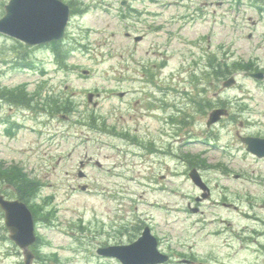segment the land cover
<instances>
[{"label": "rangeland", "instance_id": "374dc122", "mask_svg": "<svg viewBox=\"0 0 264 264\" xmlns=\"http://www.w3.org/2000/svg\"><path fill=\"white\" fill-rule=\"evenodd\" d=\"M62 1L78 8L61 46L64 65L49 48L0 34V87L32 95L12 111L0 103V166L21 167L37 185L29 205L52 215L46 223L33 216V264H116L100 259L98 245L128 242L144 226L163 250L195 264H264V158L240 140L264 138V80L232 65L226 77L236 83L223 90V78L210 75L217 62L264 74V0ZM205 97L228 112L210 130L193 101ZM177 108L176 129L167 120ZM6 117L23 129L8 137ZM85 155L92 161L79 179ZM190 157L209 166L199 171L206 200L196 202ZM0 264H23L1 211Z\"/></svg>", "mask_w": 264, "mask_h": 264}, {"label": "water", "instance_id": "95a60500", "mask_svg": "<svg viewBox=\"0 0 264 264\" xmlns=\"http://www.w3.org/2000/svg\"><path fill=\"white\" fill-rule=\"evenodd\" d=\"M4 10L5 14L0 19V33L27 46L42 45L64 37L69 8L59 0H9ZM252 77L261 80L264 76L258 73L252 74ZM234 83L235 80L230 78L223 86L229 87ZM91 98L92 95H89V100ZM225 114L226 112L220 109L212 111L208 125L216 123ZM241 141L246 144L248 152L257 157H264V139L244 137ZM79 176H82L81 172ZM190 178L203 192L208 191L195 170L190 173ZM0 207L4 211L9 239L22 251L23 264H32L34 255L30 246L36 241V237L31 212L24 203L17 200L7 201L2 196ZM193 212H196V209ZM97 252L115 257L121 264H158L167 259L158 252L156 239L149 227H145L140 237L130 245L108 247Z\"/></svg>", "mask_w": 264, "mask_h": 264}, {"label": "flooded vegetation", "instance_id": "af4514ba", "mask_svg": "<svg viewBox=\"0 0 264 264\" xmlns=\"http://www.w3.org/2000/svg\"><path fill=\"white\" fill-rule=\"evenodd\" d=\"M72 3L71 1H69V4ZM71 6V7H70ZM70 7V11L71 13L74 11V12H77L78 11V8H77V5L75 4H70L69 5ZM134 39V38H133ZM142 40V38L140 37V39H134V41H138L140 42ZM52 46V43L50 44H47V45H44V47H50ZM157 85H154L152 87L149 88L148 92L150 93H153V95H156L154 92H153V89L156 87ZM19 90H18V86H14V87H3L1 88L0 87V103H4L5 105H8V109L9 111H12L14 107H20L19 105H24L22 103V98H25L26 101H28V104H29V99L28 97H31L32 98V95L31 96H27V97H22L21 96V99L19 98V94H18ZM202 93H207V90L206 88H203L202 89ZM206 98V101H203V103H200L201 106H200V110H202L203 108V111L199 114H203V113H207V114H210V100L208 99V97H205ZM199 103V101H198ZM33 110V116L35 117L36 119V112L38 111V109H35V108H31ZM157 110H160V108H156ZM178 112L175 114V118L168 115L170 117V119L167 120V123L169 121L172 122L174 121L172 124L175 126V128L177 129L179 125L182 126V121L179 120V118L177 117L181 111V108L178 109ZM16 114L18 115H21L18 113V111H16ZM24 117H22L21 119H23ZM18 119L16 118H8L6 117L5 119H3V123L2 125H4L6 128H5V131L4 133L6 134V130L7 129H10V130H15V129H23V125H22V121H17ZM207 128H209L210 130V127L207 126ZM7 135V134H6ZM9 136V135H8ZM208 144L210 145V138H208ZM85 160H80L78 162V171L80 169L84 170L86 169L87 167L90 166L91 164V161H92V158H88L86 155H85ZM187 164V167H188V172L192 171V170H196L198 173L199 171H202L204 170L205 168H209V166H204L203 165V160L201 159H198L197 157H194L193 158V161L191 163V161H188V162H185ZM194 164V165H193ZM95 166H97L96 162H95ZM98 167V166H97ZM86 178V176H85ZM11 180L13 179H16L14 176L13 177H10ZM11 181H7V179H0V183L3 184V189L0 190V194L4 196V198L6 199H13V198H9L10 196L7 194L8 191L10 190H13L16 192V189L15 187L9 183ZM206 195V199H208L210 197V189H208V192L205 193ZM201 196V195H200ZM196 199H199V198H196ZM1 211V210H0ZM3 217H4V214L3 212L1 211ZM140 234L135 236L134 238H132V240L128 241V242H125V243H120V244H117L115 243L114 241L107 239L106 242L104 243H101L98 245V247L96 248V250H101V249H106L108 247H113V246H118V245H127L129 243H132L134 242L135 240H137L139 238ZM156 241H157V248H158V251L163 254V255H166L168 257L167 260H165L163 263L161 264H195V258L193 256H191V258H185L184 256H181L180 254L178 253H173L172 251H165L161 248V241L156 237ZM102 259V260H112V261H115L116 264H120V262L118 261V259L114 258V257H111V256H106V255H99Z\"/></svg>", "mask_w": 264, "mask_h": 264}, {"label": "trees", "instance_id": "16d2710c", "mask_svg": "<svg viewBox=\"0 0 264 264\" xmlns=\"http://www.w3.org/2000/svg\"><path fill=\"white\" fill-rule=\"evenodd\" d=\"M235 1H239V0H235ZM60 48L59 46L53 45V52L57 55V58L61 59L62 56L60 55ZM211 64V68H210V75L215 76V78H217L216 80L219 81L221 78H226V76L229 74L231 75L232 71L231 67L232 65H234L235 67H239L236 68L235 70L237 71L238 69H243L244 71L247 70V66L246 65H240L238 63H233L231 65H227L226 63H210ZM25 65H31V63H26ZM19 98L21 99V96L19 95ZM21 100H25V98L21 99ZM211 107V106H210ZM212 108V107H211ZM15 177L16 179L11 180L10 177ZM0 177L7 179V181H11L9 183H11L15 189H16V197L20 200L23 201L27 204H29V200L31 199V197H34L36 194V187L37 185L30 179H28V177L25 175V173L22 172L21 168L19 167H4V166H0ZM34 184H33V183ZM30 209H32V212L34 214V216H38L39 214L42 215L43 218H39L41 219L43 222H49L51 221V216H44L43 213V209H39L37 208L36 210L33 208L32 205H29Z\"/></svg>", "mask_w": 264, "mask_h": 264}]
</instances>
